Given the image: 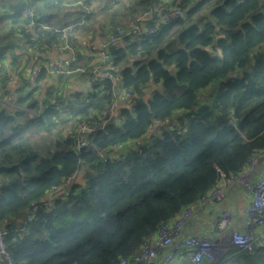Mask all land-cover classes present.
Listing matches in <instances>:
<instances>
[{
	"label": "trees",
	"instance_id": "16d2710c",
	"mask_svg": "<svg viewBox=\"0 0 264 264\" xmlns=\"http://www.w3.org/2000/svg\"><path fill=\"white\" fill-rule=\"evenodd\" d=\"M65 3L73 2L0 0V225L13 264H118L264 150V0H130L123 13L111 12L118 0L93 12L84 10L93 0H83L79 9L54 12ZM154 5L184 17L166 23L152 15L142 26L153 34L109 48L113 80L90 82L87 92L65 89L94 65L82 37L130 29V15ZM53 44L78 53L70 75L57 78L43 65ZM38 62L41 76L22 82L10 110L1 101L10 80ZM150 80L164 87L141 99ZM125 92L136 103L125 99L113 116ZM99 118L109 126L79 148L77 129ZM156 123L159 132L139 140ZM126 139L142 143L118 160L111 154ZM82 169L49 207L52 188ZM253 245V253L228 247L217 264H264L263 236Z\"/></svg>",
	"mask_w": 264,
	"mask_h": 264
},
{
	"label": "built area",
	"instance_id": "2783aa9c",
	"mask_svg": "<svg viewBox=\"0 0 264 264\" xmlns=\"http://www.w3.org/2000/svg\"><path fill=\"white\" fill-rule=\"evenodd\" d=\"M24 13L30 19L29 23L31 27L34 28L35 22L32 12L25 9ZM152 15H155L161 22L166 23L176 18L184 17L183 12L179 9L164 10L158 5H154L145 18L133 20L132 24L136 26L135 28L132 27L123 32L118 29L111 33L100 31L99 34L102 36V41L98 46L90 45L86 50L88 54L95 56L93 68L88 72L81 71L88 75V79L91 83H103L107 80L114 79L111 72L112 59L109 54V48L113 45L125 46L127 45L129 38L133 39L134 37L142 36L143 34H153L154 30L152 28L142 26L143 22L146 19L151 18ZM70 27L73 31L74 26ZM45 29L50 28L47 27ZM63 32L65 33V29ZM51 49L59 54V61L50 68L51 74L57 78L62 74L70 75L73 72L70 69L71 65L76 62L78 53L67 44H53ZM65 57H67V59H65ZM98 57H101L102 59L98 60ZM28 69H31L30 73L32 74L33 80H37L41 76L42 66L30 64ZM123 95L124 98L130 100L132 104L136 103L135 100H132L133 96L129 92H125ZM119 105L120 103L115 102L111 112L113 113ZM103 122L104 119L99 118L89 120L82 124L92 128L93 132L91 134L78 132L75 135L79 139V148H85L91 145L90 137L97 134L98 130L103 127ZM102 156L104 159H108L105 155ZM262 158H264V150L260 153L252 154L245 165V168L239 175H231L227 177V180L223 181L224 186H218L214 189L210 197L204 199L199 207L184 211L171 225L163 226L155 238L147 240L138 255L130 260L123 259L118 264H179L185 256L190 259L191 264H202L205 259L214 262L217 253L221 250V243L208 240L200 233H195L189 237H183L182 231L189 223L193 222L200 214L205 212L210 203H223L226 198V188L229 186H239L241 188H246L251 192L249 205L244 210L243 230L238 231L233 229V216L229 212H224L215 220V229L220 235L227 233L231 236L232 241L230 245L240 249L252 250V243L258 238L256 231L264 236V176L255 183H253L250 178L251 173L258 170L259 161ZM117 159L120 160L121 157H118ZM80 174L81 172L74 174L64 185L53 187L51 193L45 200L46 204L54 209L55 202L64 196L69 186L78 179ZM38 210L39 207L37 205L31 209L28 216L29 221L33 220ZM7 235L8 231L0 225L1 264H13L11 255L8 253L4 242ZM255 249L254 246V251Z\"/></svg>",
	"mask_w": 264,
	"mask_h": 264
},
{
	"label": "crops",
	"instance_id": "0c3cea01",
	"mask_svg": "<svg viewBox=\"0 0 264 264\" xmlns=\"http://www.w3.org/2000/svg\"><path fill=\"white\" fill-rule=\"evenodd\" d=\"M72 2H76V0H69ZM110 1V0H98V7L94 11H99V5H103L105 2ZM123 4V0H118V3L114 5L116 7L117 5L121 6ZM98 26V25H97ZM83 41L82 42V47L83 50L86 51L87 47L90 45L98 46L99 43L102 41L101 38L98 37V35L94 36V33H91L89 36H84L82 37ZM43 65L48 68L52 67L56 62L59 61V54L56 51H53L50 49L47 53L43 55ZM36 65L41 66V63L38 62ZM16 81L14 85L9 87L10 90V95L9 96H4L1 98V101L3 104H5L10 110L11 109H16L18 106L15 104L16 97L15 93L16 90L19 88V86L22 84V82L25 80L27 81H34L32 79V74L27 72L25 75L23 74V77L20 78L19 76H13L12 80ZM11 80V81H12ZM31 82V83H32ZM67 87L65 88L67 91H72V92H87L91 86V83L88 79V75L84 74H77L73 77H71L68 82H65ZM48 84L51 85H57L56 80L54 81H49ZM124 95L121 96V102L120 105L122 104V101H124ZM119 105V106H120ZM31 115H34V112L32 110H28ZM161 127L160 123H156L153 126V131L151 135L157 134L159 132V129ZM150 135V136H151ZM150 136L147 137L150 138ZM143 141V140H142ZM142 141H139L136 143L135 141H132L130 144L125 145L123 148L117 149L114 148L112 152L113 157H121L125 156L132 150H136L138 146L142 143ZM262 176H264V158H262L259 162V168L255 172H252L250 175L251 181L255 183L258 181ZM220 187L224 186L223 181L219 184ZM250 197H251V192L246 189V188H241L239 186H229L226 188V198L221 204H216V203H210L206 211L203 212L202 214L199 215L193 222L189 223L182 231V236L183 237H189L195 233H200L203 237H205L208 240L211 241H218L221 238L222 235L218 233V231L215 229V220L224 212H229L233 216V221H232V227L235 230H243V222H244V210L245 208L249 205L250 202ZM257 232V237L261 236L260 232ZM263 236V235H262ZM264 238V236H263ZM220 243V242H219ZM228 247H233L230 244H222V249L218 252V256L216 255V260L210 261L208 259H205L202 264H217L219 263L220 260V255L225 254L227 251ZM240 249V248H239ZM237 250V249H236ZM240 250H245L248 251V249H240ZM249 252V251H248ZM179 264H191L190 259L185 256Z\"/></svg>",
	"mask_w": 264,
	"mask_h": 264
},
{
	"label": "clouds",
	"instance_id": "9594fccd",
	"mask_svg": "<svg viewBox=\"0 0 264 264\" xmlns=\"http://www.w3.org/2000/svg\"><path fill=\"white\" fill-rule=\"evenodd\" d=\"M123 3L125 5H129L130 4V0H123ZM81 7H83V0H78V2L65 3L62 8L56 9V10H54V12H64V13H67V12L71 11L72 9H79ZM97 7H98V0H93V3L91 5V7L90 8H86L84 10L86 12H93L94 10L97 9ZM99 7H103V5H99ZM123 11H124V9L121 8L119 5H117L116 7H113L112 10H111L112 13H117V12L123 13ZM147 15H148V13H144V12H138V13L131 14L130 15V18H129V26L135 28L136 26L134 24H131L130 21H132V20H138V19H143ZM75 19H76V17H71L70 20L68 21V23H71ZM118 30H120L122 32L123 31H126V29H118ZM71 31H72V28L71 27L65 29V33L71 32ZM82 42H86V41H83L82 40ZM105 47H106V45H105ZM208 50H211L210 46H209V49ZM81 51H83V50H81ZM65 59H67V57H65ZM97 59L100 60L102 58L101 57H98ZM28 72L30 73L31 72V69H28ZM15 83H16L15 79L12 80V81H10L9 87H11L12 85H14ZM164 84H165V82L163 80H161L158 83L155 80H150L149 81V86H148L147 90L143 92V95L140 98L147 100L151 96V94H152V92L154 90H160V89H162L164 87ZM153 85L155 87H153ZM32 87H35V85H33ZM213 87H215V82H213L212 84H210L208 86V90L210 91L211 88H213ZM29 90H31V89H29ZM37 95H39V92H37ZM114 115H115V113H113V116ZM174 118H175V115L173 117H170L169 120L174 119ZM165 123H168V121L166 120ZM108 126H109L108 119H104L103 127L104 128H107ZM77 131L80 132V133H88V134H91L93 132V129L90 128V127H88L87 125H82L81 127H79L77 129ZM152 131H153L152 126H149L147 128L146 132L144 133V135H142L139 138V140H143L146 137L150 136L151 133H152ZM65 135H67V133H65ZM139 140H136L135 142L138 143ZM130 143H131V141L126 139L122 144L117 145L116 148L117 149L123 148L125 145H128ZM228 175H230V173H228L224 177H222L221 178L222 181L223 180H227Z\"/></svg>",
	"mask_w": 264,
	"mask_h": 264
},
{
	"label": "water",
	"instance_id": "95a60500",
	"mask_svg": "<svg viewBox=\"0 0 264 264\" xmlns=\"http://www.w3.org/2000/svg\"><path fill=\"white\" fill-rule=\"evenodd\" d=\"M236 76V75H235ZM218 86V83H215V87H213L212 88V90L214 89V88H216ZM260 162V161H259ZM84 172V170L82 169L81 170V173H83ZM231 241H232V238H231V236L229 235V234H227V233H224L222 236H221V238L219 239V242L221 243V244H230L231 243Z\"/></svg>",
	"mask_w": 264,
	"mask_h": 264
},
{
	"label": "rangeland",
	"instance_id": "374dc122",
	"mask_svg": "<svg viewBox=\"0 0 264 264\" xmlns=\"http://www.w3.org/2000/svg\"><path fill=\"white\" fill-rule=\"evenodd\" d=\"M248 251H249L250 253H253V252H254V245H253V243H252V250L248 249ZM217 256H218V253H217Z\"/></svg>",
	"mask_w": 264,
	"mask_h": 264
}]
</instances>
